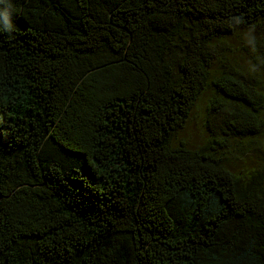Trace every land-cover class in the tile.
<instances>
[{
  "label": "trees",
  "instance_id": "16d2710c",
  "mask_svg": "<svg viewBox=\"0 0 264 264\" xmlns=\"http://www.w3.org/2000/svg\"><path fill=\"white\" fill-rule=\"evenodd\" d=\"M261 30L264 0H0V264H264V63L230 48Z\"/></svg>",
  "mask_w": 264,
  "mask_h": 264
},
{
  "label": "rangeland",
  "instance_id": "374dc122",
  "mask_svg": "<svg viewBox=\"0 0 264 264\" xmlns=\"http://www.w3.org/2000/svg\"><path fill=\"white\" fill-rule=\"evenodd\" d=\"M258 47H255L254 45ZM230 48L233 53V61L239 67L240 72H245L246 69L251 68L253 61L257 59L263 62L264 58V31L252 32L245 34L231 42ZM264 70V64L261 66ZM264 72V71H263ZM211 94L205 93L195 103V106L186 120L183 128L177 133L174 144L183 141L187 146L196 148L206 140V106ZM246 140L230 139L227 141L225 148L226 161L224 165L233 173L241 174L260 167L262 157L259 149L245 148ZM221 152V151H220Z\"/></svg>",
  "mask_w": 264,
  "mask_h": 264
}]
</instances>
